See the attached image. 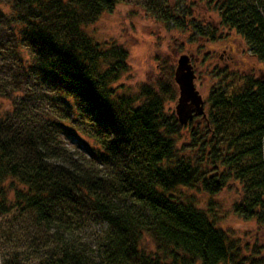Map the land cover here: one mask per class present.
<instances>
[{
    "label": "trees",
    "instance_id": "trees-1",
    "mask_svg": "<svg viewBox=\"0 0 264 264\" xmlns=\"http://www.w3.org/2000/svg\"><path fill=\"white\" fill-rule=\"evenodd\" d=\"M120 1L0 0V97L31 84L51 95L44 111L0 112V217L33 216L41 264L229 263L234 241L210 211L174 192L244 188L235 213L264 226V76L230 93L229 70L210 71L209 114L181 153L176 137L191 122L182 126L165 110L175 88H148L147 104L135 107L113 87L128 51L101 47L85 31ZM192 1L212 7L264 64V0H160L159 17L189 44L218 37L193 16ZM146 234L157 253L142 250Z\"/></svg>",
    "mask_w": 264,
    "mask_h": 264
},
{
    "label": "rangeland",
    "instance_id": "rangeland-1",
    "mask_svg": "<svg viewBox=\"0 0 264 264\" xmlns=\"http://www.w3.org/2000/svg\"><path fill=\"white\" fill-rule=\"evenodd\" d=\"M160 3V0H121L112 12L104 13L98 21L85 27L87 34L101 47L115 45L129 53L128 70L113 86L119 96L136 98L138 102L135 107H140L148 102L146 89H153L161 95V84L169 83L175 88L176 96L173 100L169 95L164 97L165 110L178 121L176 106L180 92L174 76L171 77L170 68L173 66L175 71L178 59L183 54L190 57L194 66L197 75L195 86L205 101L207 116L210 111L208 100L214 84L210 71L215 68L229 70L230 93L240 90L239 87L245 84L244 79L264 76V64L251 56L245 42L234 31L220 26L212 7L192 1L188 9L201 20L202 28L210 32L218 30L217 39H200L197 44H189L187 36L182 35L174 24H168L159 17ZM205 55H208L207 61H204ZM44 89L42 85L36 87L31 84L23 90L25 93L1 96V114L7 115L23 108L28 112L46 110L51 104V95ZM28 91L33 94L32 99L27 97ZM204 123L200 117L196 118L190 127L181 132L180 137H176L180 152L188 154L191 151L188 150L190 132ZM64 141L70 143L68 138H64ZM174 195L183 202H193L203 212L210 211L217 226L234 241L237 251L231 262L226 264H264V226H259L255 219L235 213V205L245 195L244 188L236 190L230 186L216 196H208L194 188H177ZM42 235L31 214L16 213L0 217V264H41L40 259L44 255V247L40 245ZM141 248L149 255L157 253L160 245L146 234Z\"/></svg>",
    "mask_w": 264,
    "mask_h": 264
},
{
    "label": "water",
    "instance_id": "water-1",
    "mask_svg": "<svg viewBox=\"0 0 264 264\" xmlns=\"http://www.w3.org/2000/svg\"><path fill=\"white\" fill-rule=\"evenodd\" d=\"M174 80L180 92L176 106L179 124L187 125L199 117L206 119L205 101L196 89L197 75L188 55L183 54L179 57L174 72Z\"/></svg>",
    "mask_w": 264,
    "mask_h": 264
}]
</instances>
